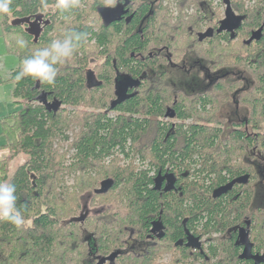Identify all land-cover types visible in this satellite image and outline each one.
Here are the masks:
<instances>
[{
    "label": "trees",
    "instance_id": "trees-1",
    "mask_svg": "<svg viewBox=\"0 0 264 264\" xmlns=\"http://www.w3.org/2000/svg\"><path fill=\"white\" fill-rule=\"evenodd\" d=\"M129 1L132 2L125 0L122 7L126 10L121 11L122 16L128 15V22L121 18L109 26L101 22L100 15V10L109 6L100 0L93 3L81 0V7L74 11L69 21L61 20L51 7L55 0H48L50 7L44 10L41 0H13L14 16L0 17L1 34L18 61L55 39L50 34L56 25L62 30L57 38L69 29L90 33L89 40L74 59L61 67L55 87L31 79L14 86L8 80L12 84L11 96L19 110L12 114L11 131L17 135L7 147H10V157L23 153L28 161L18 166L10 177L4 164L6 160H1L0 181L11 179L16 184L18 206L26 220L31 219V224L18 229L0 221V264H71L73 261L79 264L83 257L87 258L89 246L88 240L83 239L85 235L91 236L95 243L96 239L100 251L108 253L121 248L124 238L129 235L134 241L144 240L152 224L159 230L160 227L165 229L163 237L149 247L147 255H133L132 264H156L155 258L166 254L172 256L169 264H185L192 255L183 245L176 244L185 236L184 228L202 225L206 231L219 230L247 213L248 193L234 200L232 198L237 194L217 199L212 195L228 180L223 171L231 174V179L241 174L239 171L246 173L244 169L248 167L244 163L239 171L235 166L231 171L229 159L237 155L226 148L248 149L255 146V140L248 138L245 132L237 131L231 133L229 141L223 139L222 123L214 114L206 115V106L215 101L234 107L235 103L225 94L238 91L228 86L243 82L253 84L249 92L235 100H243L242 104L249 112L247 125L259 129L258 146L264 150V33L256 45L249 46L243 41L264 21L262 2L259 1L252 11H244L248 14L247 21L241 29L234 28V36L226 37V44L210 41L209 55L201 44L203 40L199 39L206 21L201 4L205 2L212 7L208 0H172L178 11L174 17L169 5L164 4L171 0H159L154 5L153 0H133L131 8L127 6ZM191 6L195 7V12L186 13ZM89 9L100 22L98 29L87 25ZM210 10L214 17H219L217 9L212 7ZM39 13L47 18L49 25L44 27L35 43L24 26L12 22ZM236 35L240 39L234 42L232 39ZM17 36L28 41V49L24 52L14 46ZM89 45H92L94 55L102 58L98 73L105 79L101 86L90 89L85 77L91 70H86L87 56L91 55ZM161 46L175 62L191 54L203 59L210 57L218 65L226 66L230 77L215 82L206 94L196 98L178 97L174 104L172 89H160V86L170 84V75L166 71L161 73L156 61L155 50ZM113 59L118 70L126 71L139 83L133 96L111 107L115 97ZM164 62L169 63L168 59ZM143 71L148 77L142 76ZM107 87L105 93L103 90ZM86 105L92 110H68ZM167 107L173 111V117L166 120L179 124L162 120L166 117ZM111 112L117 114L111 117ZM188 120L190 123L186 124ZM242 125L246 124L243 122ZM70 131L71 136L68 135ZM70 139V145L64 151L56 147L59 141L66 143ZM116 153L126 159L146 160L147 166L136 169L129 163L122 167ZM162 172L172 175L171 189L165 190L166 183L158 185ZM67 177L74 182L70 188ZM89 193L91 205L98 200L103 203L100 207H106L102 213L89 216L82 223L69 220L60 225L68 215L59 213L56 203L70 195ZM68 213L69 218L76 217L75 210ZM253 215L261 223L259 235L262 236L264 208ZM221 250L235 258V247L218 239L213 253ZM223 263L230 264L224 260Z\"/></svg>",
    "mask_w": 264,
    "mask_h": 264
},
{
    "label": "flooded vegetation",
    "instance_id": "flooded-vegetation-1",
    "mask_svg": "<svg viewBox=\"0 0 264 264\" xmlns=\"http://www.w3.org/2000/svg\"><path fill=\"white\" fill-rule=\"evenodd\" d=\"M131 1L132 2L129 1L130 4L127 5L130 8L133 6V0ZM156 1L158 2L159 0H153L152 4L154 5ZM259 1L262 2L260 7H262V13L264 16V0H208V2L211 3V6L215 10L217 9L219 17H214L210 10L212 7H208L205 2L201 4L206 21L202 25L203 35L199 39L203 40L201 41V44L208 50L206 51L208 52L207 54L211 55L209 48L210 41L218 40L220 43L226 44V37L229 39L233 38L234 26L241 29L247 21L246 19L248 14L244 11H252L255 7H257V5H259ZM124 3L125 0H114L111 5L106 6H109L108 8L110 10H112L111 8L113 7L122 11ZM164 4L169 5L170 11L173 12V17L178 14L175 2L173 3L172 0L169 2L165 1ZM234 4H236V7H234ZM240 4L242 6L241 10H239V7H241ZM124 10H126V8H124ZM185 12L192 14L195 12V7L191 6ZM113 17L116 18L115 21L105 22L102 19L101 22L105 26H109L113 22L121 20V18L126 19L125 22H128V15L119 16L114 14L111 18ZM43 20L46 21L47 18L44 16ZM44 27L46 26L42 25V30ZM25 28L26 26H24V29ZM252 33L253 34L251 36L243 40L244 44L248 43L249 46L256 45V42L262 37V33H264V21L260 22L258 27L254 29ZM238 39H240V36L236 35L232 41L235 40L234 42H237ZM163 48L164 47L161 46L155 50L156 61H158L159 69L162 71L161 73L166 71L168 75H170L168 79L170 84L167 86L163 85L164 87L160 86V89H164L166 87H170L172 89L175 98V101L173 102L174 104L177 103L178 97L196 98L206 94L214 87L215 82L230 77L231 73L227 70L226 66L218 65L210 57L203 59L198 57L196 54H191L188 57L185 56L184 59L175 62L171 61L169 58V52H166ZM165 59H168L169 63L166 64L164 62ZM112 66L114 74L112 80L115 94L113 102L117 100V91L120 90L123 92H119L120 98L124 97V99L127 100L135 94L136 87L139 82L136 84L133 83L134 81L137 82V80H132L127 75L126 71L124 72L120 69L118 70L116 68L115 59L112 61ZM92 72L94 73L96 81L101 83L99 86H101L105 79H101L99 73L95 74L94 71ZM142 76L148 77L146 71H143ZM243 79L244 78H242V80ZM232 86L236 88L238 92L225 95L230 96L233 103H235V106L232 107L226 103L218 104L214 101V103L207 104L206 115L214 114L216 120L219 123H222L221 127L224 132L223 139L226 141L231 139L232 132L237 131L238 133L245 132L248 138L253 137L256 144L248 149H243L241 147H237V149L233 147L226 148V151H229V153L237 155L235 157L232 156L229 159L231 171L235 170L233 166H235L239 171V168H241L244 163H247L246 166L248 167L247 169H244L246 173L239 171L238 173L241 174H238L231 179L229 178L232 175H229L226 170L223 171V175L228 180L220 187V189L213 192L214 194L212 195V198H229L230 194H237L232 198L234 200L238 196L248 193L250 198L247 213L242 214L240 219L230 222L225 226V228H221L219 230L212 229L213 231H206L203 229L202 225L195 226L193 229L184 228L185 236L182 237L176 244L179 246L183 245L189 251L190 255H192L191 259H189L185 264H220L223 263V260L230 264H264V233L262 236L259 235L261 223L259 220L255 219L253 215L257 213V211L264 208V150L258 146L261 140V133L259 129L248 127L246 120L247 115H249L248 109L242 104L243 100H235L238 97L244 96V93L249 92L253 87V84L243 82L241 84H233L228 87ZM200 104H198L199 107ZM112 106L113 105H111V107ZM167 108V112L173 114V111L169 107ZM165 119L168 118L165 117ZM165 119L162 118V120ZM243 122L246 124L245 126L242 125ZM173 126L176 128L175 125ZM245 153L248 155L243 156ZM171 176L172 175H170L169 172L160 173L158 185L160 186L161 184L166 183L167 186L170 181L173 184L174 182L172 181L173 179ZM101 213L102 212L88 213L86 218L89 216H97ZM183 225H186V221ZM148 231L149 233L144 240L134 241L131 235H129L124 238V243L121 248H114L108 253L100 251L96 239L95 243L91 241V236L85 235L83 239H87L89 242H87V245L89 246L87 258L84 259L83 257L79 264H132V256L140 254L147 255L149 247L155 245L156 241L163 237L165 229H161L160 227L159 230L155 224H152ZM82 233L84 234L83 231ZM218 239H222L226 241V243L229 242L235 247V258L228 255L224 250L213 253V249L216 246ZM74 262L75 261L71 264H75ZM154 262H156V264H160V260H157L156 258Z\"/></svg>",
    "mask_w": 264,
    "mask_h": 264
},
{
    "label": "clouds",
    "instance_id": "clouds-1",
    "mask_svg": "<svg viewBox=\"0 0 264 264\" xmlns=\"http://www.w3.org/2000/svg\"><path fill=\"white\" fill-rule=\"evenodd\" d=\"M41 6L42 10L48 9V0H41ZM51 7L61 20L69 21L74 11L81 7V0H55ZM14 14L13 0H0V17L7 18ZM89 37L90 33L87 31L69 29L62 37L52 39L45 46L23 56L14 73L7 72L6 75L14 86L22 80L31 79L33 82L55 87L61 67L74 59ZM14 46L19 52H24L29 45L23 36H17ZM3 67L0 63V68ZM0 221L18 229L30 223L18 206L17 186L11 179L0 181Z\"/></svg>",
    "mask_w": 264,
    "mask_h": 264
},
{
    "label": "rangeland",
    "instance_id": "rangeland-1",
    "mask_svg": "<svg viewBox=\"0 0 264 264\" xmlns=\"http://www.w3.org/2000/svg\"><path fill=\"white\" fill-rule=\"evenodd\" d=\"M85 1L88 3H93L95 0H85ZM100 1L105 5L112 4V0H100ZM87 16H88L87 25L94 26L95 29L96 28L98 29L97 24H99L100 22L97 20V16L92 11H90V9H89V14ZM60 32H62L61 28H59L58 25H56L55 31H53L50 34V36H55L54 38H57ZM89 48L91 49L88 50V52H91L90 53L91 55L87 56L88 57L87 63L89 65L86 67V70L91 69L95 72V74H97L98 65H100V63L102 62V58L94 55L95 52L92 50L93 48L92 45H89ZM0 63H2L4 66L3 68H0V161L6 160L4 164L6 168H8V173H9V176L11 177L18 166L28 161V157L23 153H16L13 157L12 156L10 157L11 155V152L9 149L10 147L9 148L7 147L13 142V139L17 135L16 132L11 131V128L14 125V118L12 117V114L14 112H17L19 110V107L17 104L14 103L13 98L11 96L12 84L8 82L9 79L6 73L10 72L12 69L15 70L18 67L19 61H18L17 55L8 50L6 39L1 34V29H0ZM103 91L107 93L108 87L105 88V90ZM68 110L91 111L92 109L88 108L86 105L84 108L82 106H79L77 108L70 107L68 108ZM116 114L117 113L115 112H111L109 113V116L113 117ZM201 116L204 117L205 115L202 114ZM164 122L165 123L171 122L173 124H179L176 121H170L166 119L164 120ZM185 123L188 124L190 123V121L188 120ZM71 129L73 130L74 126ZM76 130H78V128ZM68 135L71 136V131L68 133ZM71 140L72 139H70V141L66 143H64L63 141H59L58 142L59 144H57L56 147H59V150L61 149V151L62 150L64 151L65 149L69 147ZM71 153L72 152H70V154H68V156L66 157L67 163H69ZM116 154L118 155L119 153H116ZM118 160H119L120 166L124 167L128 165L129 163H132L136 169H141L142 167L147 166V163H148V161L146 160L144 162H140L139 159L133 158V157L126 159L121 154L118 155ZM67 179H68L67 185H68V188H70V186H72L74 182L69 177H67ZM66 198H63L62 202L56 203V208L58 212L67 213L66 215H68L67 219L65 220L62 219L60 225L61 224L65 225V222L73 218V217L69 218L70 214L68 212L75 210V215L79 216V214L82 211V207L84 205H87V210L89 214L99 212V211L102 212L103 209L106 208L105 206L100 207V205L103 203L102 202L98 203V200L94 201L93 204L91 205L90 203L91 194L90 193L84 194V196H81L79 194H76L74 196L70 195L69 197H66ZM77 206H78V209H76ZM28 221H30V223H26L25 226H29L31 224V219H29ZM156 259L160 260V264L162 263L168 264L170 263L172 256L170 254L168 255L166 254L162 258L158 256Z\"/></svg>",
    "mask_w": 264,
    "mask_h": 264
},
{
    "label": "water",
    "instance_id": "water-1",
    "mask_svg": "<svg viewBox=\"0 0 264 264\" xmlns=\"http://www.w3.org/2000/svg\"><path fill=\"white\" fill-rule=\"evenodd\" d=\"M114 14H117L119 16H121L123 13L121 11L118 10V8H113L112 10H110L109 8H105V9H101L100 10V15L102 17V19L107 22V21H115L116 18H111V16H113ZM44 15L39 13L34 15L33 17H27V18H22V19H16L12 22L13 25H20V26H26V28L24 29L25 32L29 35L33 37V42H37L38 38L40 36V34L42 33V25L44 26H48L49 25V21L43 20ZM111 18V19H110ZM236 27V26H234ZM230 28V27H228ZM139 80H137V82H133V83H138ZM86 84L87 87L93 88V87H98L101 83H98L95 79L94 73L89 70L86 74ZM123 93L121 90L117 91V100L114 102L113 106L115 104H118L122 101H124V97L120 98L119 94ZM112 106V107H113ZM166 117H173V114H170L169 112H167ZM172 183L170 182L169 185H167V187L165 188V190L171 189ZM100 212V211H99ZM99 212H95V213H99ZM88 215V210H87V205H84L82 207V211L80 213V215L78 217L72 218L70 221L72 222H83L86 217Z\"/></svg>",
    "mask_w": 264,
    "mask_h": 264
},
{
    "label": "crops",
    "instance_id": "crops-1",
    "mask_svg": "<svg viewBox=\"0 0 264 264\" xmlns=\"http://www.w3.org/2000/svg\"><path fill=\"white\" fill-rule=\"evenodd\" d=\"M12 71H14V70L12 69L10 72H12Z\"/></svg>",
    "mask_w": 264,
    "mask_h": 264
}]
</instances>
